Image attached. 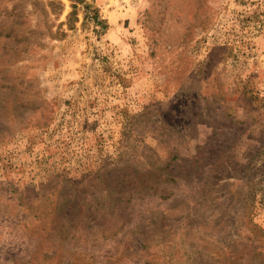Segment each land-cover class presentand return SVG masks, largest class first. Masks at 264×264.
Listing matches in <instances>:
<instances>
[{
  "label": "rangeland",
  "instance_id": "1",
  "mask_svg": "<svg viewBox=\"0 0 264 264\" xmlns=\"http://www.w3.org/2000/svg\"><path fill=\"white\" fill-rule=\"evenodd\" d=\"M85 1L0 0V264H264V0Z\"/></svg>",
  "mask_w": 264,
  "mask_h": 264
},
{
  "label": "trees",
  "instance_id": "2",
  "mask_svg": "<svg viewBox=\"0 0 264 264\" xmlns=\"http://www.w3.org/2000/svg\"><path fill=\"white\" fill-rule=\"evenodd\" d=\"M71 1H73L75 4H77V3H79V4H81V5L83 4V5H85V7H86L87 9L90 8V6L86 4V1H85V0H71ZM77 8H78L77 5H73V9H74V11L77 10ZM72 15H74V12H73ZM87 16H89V19L94 20L97 26L103 24L102 21L100 20L99 16L97 15V13H96V15H95L94 17H91V16L89 15V13H87Z\"/></svg>",
  "mask_w": 264,
  "mask_h": 264
}]
</instances>
